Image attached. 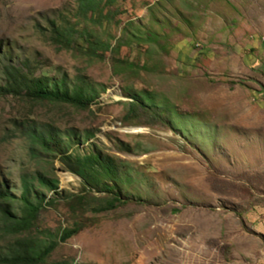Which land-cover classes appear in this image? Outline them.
<instances>
[{
    "label": "rangeland",
    "instance_id": "1",
    "mask_svg": "<svg viewBox=\"0 0 264 264\" xmlns=\"http://www.w3.org/2000/svg\"><path fill=\"white\" fill-rule=\"evenodd\" d=\"M77 1L0 0V85L5 65L28 60L104 86L87 109L0 96V182L14 206L24 171L57 179L58 195L38 187L31 236L56 241L79 223L49 258L65 264H264V0H119L94 21L74 15ZM60 14L110 48L97 58L51 44L43 33ZM18 125L74 142L34 158ZM92 153L124 175L126 201L109 211L92 210L106 195L70 171Z\"/></svg>",
    "mask_w": 264,
    "mask_h": 264
},
{
    "label": "trees",
    "instance_id": "2",
    "mask_svg": "<svg viewBox=\"0 0 264 264\" xmlns=\"http://www.w3.org/2000/svg\"><path fill=\"white\" fill-rule=\"evenodd\" d=\"M119 0H78L75 16H81L86 21L93 20L94 15H102L105 8L113 7ZM111 13V10L108 12ZM107 16V15H106ZM72 19V18H71ZM68 15L60 14L57 18L48 20L47 28L43 35L48 37L54 46L65 50L79 49L87 56L102 57L109 48L108 42H102L92 38L87 28L78 29L77 20L71 23ZM85 46V47H84ZM84 47V48H83ZM118 49V44L112 51ZM9 52V50H6ZM99 52V53H97ZM4 54V56H6ZM3 84L0 85V96L11 95L15 98L24 97L29 101H50L64 103L77 109H87L99 95L104 91V86L96 89L94 84L88 81L86 76L78 75L74 81L67 76H50L31 70L28 60L20 65H5L2 69ZM131 98L136 107L144 108L145 100L136 93L125 94ZM24 130L27 148L34 158L41 154L56 155L62 157L67 155L70 135L61 139L58 130L53 125L43 127L39 130L37 126L26 128L18 125ZM26 129H25V128ZM73 138V137H72ZM77 168H70L72 174L78 175L82 183V191L89 190L98 194H105L95 203V213L109 211L117 205L126 201L118 191H115L124 175L109 156L100 153H92L83 158H76ZM30 172L24 171L21 175V203L14 206L13 187L4 181L0 182V264H65L60 261H49L52 252L59 243L81 231L82 226L75 223L72 227L63 229L56 241L46 242L44 239L31 236V230L37 221L43 207V194L38 187L58 195L57 179L36 170L31 176ZM35 199V201L32 200ZM72 205L84 208L83 196H76ZM51 197L48 204H54ZM6 239V240H5Z\"/></svg>",
    "mask_w": 264,
    "mask_h": 264
},
{
    "label": "clouds",
    "instance_id": "3",
    "mask_svg": "<svg viewBox=\"0 0 264 264\" xmlns=\"http://www.w3.org/2000/svg\"><path fill=\"white\" fill-rule=\"evenodd\" d=\"M21 198V197H20Z\"/></svg>",
    "mask_w": 264,
    "mask_h": 264
}]
</instances>
